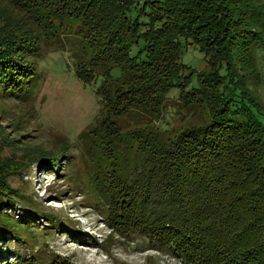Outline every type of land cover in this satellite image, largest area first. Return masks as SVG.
I'll return each mask as SVG.
<instances>
[{"label":"trees","instance_id":"trees-1","mask_svg":"<svg viewBox=\"0 0 264 264\" xmlns=\"http://www.w3.org/2000/svg\"><path fill=\"white\" fill-rule=\"evenodd\" d=\"M8 1L26 20L0 32V98L30 94L44 54L69 51L75 77L95 85L101 104L79 140L91 138V187L110 228L185 264H264V113L244 80L254 52L264 54V1ZM189 44L207 71L182 61ZM171 93L200 110L177 130L156 125ZM1 159L2 240L33 231L26 215L2 208L18 201L39 211L10 186L17 171Z\"/></svg>","mask_w":264,"mask_h":264},{"label":"rangeland","instance_id":"rangeland-1","mask_svg":"<svg viewBox=\"0 0 264 264\" xmlns=\"http://www.w3.org/2000/svg\"><path fill=\"white\" fill-rule=\"evenodd\" d=\"M23 20L8 0H0V32L23 26ZM258 43L264 44V34ZM253 60V71H246L244 80L264 113V54L255 51ZM182 61L199 72L209 69V60L195 44L188 45ZM38 72L30 94L0 98V159L17 171L9 178L10 186L24 191L39 211L35 216L18 201L1 209L13 218L26 215L33 231L22 226L0 239V264H21L18 258L24 264H185L168 248L149 245L137 233L123 236L110 228L115 221L102 214L103 202L91 187V138L84 134L79 140L102 111L95 85L75 77L69 51L46 52ZM196 111L171 93L156 125L177 130L195 121ZM46 214L58 221L47 226Z\"/></svg>","mask_w":264,"mask_h":264}]
</instances>
